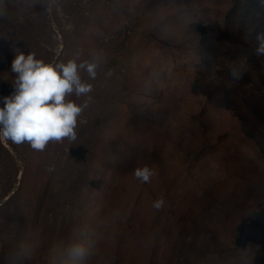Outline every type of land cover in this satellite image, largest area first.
I'll return each instance as SVG.
<instances>
[{
  "label": "rangeland",
  "instance_id": "obj_1",
  "mask_svg": "<svg viewBox=\"0 0 264 264\" xmlns=\"http://www.w3.org/2000/svg\"><path fill=\"white\" fill-rule=\"evenodd\" d=\"M45 1L0 0V97L14 90L19 53L42 60L65 47L66 63H95L96 76L81 69L91 92L66 96L83 107L75 139L43 150L0 139V202L4 184L20 188L0 216V264H72L73 244L88 250L81 264H264V55L247 47L248 29L264 33V11L226 40L176 49L151 31L190 18L183 5L68 0L56 24L51 4L42 20ZM217 1L206 8L223 19L233 0ZM159 70L169 74L160 97L148 93ZM145 166L154 175L142 182L134 173Z\"/></svg>",
  "mask_w": 264,
  "mask_h": 264
},
{
  "label": "clouds",
  "instance_id": "obj_2",
  "mask_svg": "<svg viewBox=\"0 0 264 264\" xmlns=\"http://www.w3.org/2000/svg\"><path fill=\"white\" fill-rule=\"evenodd\" d=\"M257 41L256 53L264 55V33L257 35ZM85 67L94 79L95 63L77 64L75 60H69L53 65L36 59L34 54L16 55L11 65L16 75L14 90L11 95L0 97L3 102L0 107V139L16 144L27 141L37 150H43L50 140L75 139L77 117L83 107L71 100L66 101V96L74 92L79 97L91 92L92 86L82 82L79 74ZM134 175L147 182L154 171L145 166L138 168ZM162 204V200L156 201L154 207L159 209ZM67 253L72 264H81L88 250L83 244H73Z\"/></svg>",
  "mask_w": 264,
  "mask_h": 264
},
{
  "label": "trees",
  "instance_id": "obj_3",
  "mask_svg": "<svg viewBox=\"0 0 264 264\" xmlns=\"http://www.w3.org/2000/svg\"><path fill=\"white\" fill-rule=\"evenodd\" d=\"M52 1V2H51ZM68 0H46L43 4V16H45L42 20L43 21H50V18L48 17V12L46 10V6L48 4H51L53 7L52 9V17L53 21L56 24L60 23V16L59 12L65 11L67 9V6H65L64 2ZM170 2H174L176 5H183L186 10L187 8H190L191 10H188L189 13H191L190 18H186L179 22H171V23H158L156 24V27L154 30L151 31V35L155 38V40L165 46L168 47H174L176 49H186L192 47L193 49H197L200 47H203V41H207L211 45H214V41L216 38H219L221 40H226L227 38V31L231 28H235L234 26H237L240 24L239 28L245 27L247 29V23L251 21V19L258 20L259 17L263 14L264 11V0H233L232 2H229L226 5V14L223 15L224 18H222V12L220 9H209L206 8V0H169ZM210 2H214V4H221L217 0H209ZM192 5H194V8H192ZM212 5V4H211ZM240 6V10L236 9V6ZM45 6V7H44ZM211 7V6H210ZM197 10V14L194 12ZM253 12V13H252ZM29 22V21H28ZM27 22V23H28ZM26 23V24H27ZM253 28L254 24H253ZM168 31V33L166 32ZM164 33H167V35H164ZM22 35V32H21ZM161 37H160V36ZM257 35L258 33L255 32V30L251 29V31L247 30V43H248V51L249 55L253 58L260 57V55H257L256 53V47L258 45L257 41ZM22 42V41H21ZM65 47L62 48L61 53L58 57H56L55 54H52L50 56L55 58L56 60L52 62L53 65L59 64V63H66V60L64 61L63 58H61L62 52L64 51ZM49 54V53H48ZM12 57V54L10 55ZM49 57H47V54L43 56L42 61H45V63L49 62ZM51 58V59H53ZM168 73L166 71H156L154 73L152 80L150 81V88L148 93L154 96L160 97L162 92L164 91V85L168 84ZM255 83V80H252ZM253 83V82H250ZM264 83V79H258V84L261 85ZM196 85H199L196 83ZM249 100V99H248ZM247 100V101H248ZM165 109V108H164ZM167 111V109H165ZM149 123L153 124H169L172 126L173 121L166 119V118H158V119H152L148 120ZM213 133H217L219 135V139H227L228 133H224L221 126L218 128L217 124H213L212 128ZM230 134L233 137H239L233 134H242V128H229ZM240 131V133H238ZM174 134L170 133L171 136L175 135V138L179 139L177 142H179V145L181 144V137L177 134V132L173 131ZM177 134V135H176ZM217 134H215L217 136ZM223 134V135H222ZM168 135V134H167ZM183 140V138H182ZM184 141V140H183ZM182 141V142H183ZM247 144L252 148H257L258 145L252 141L247 140ZM241 142L243 145H245V141L241 139ZM253 150V149H252ZM254 151V150H253ZM261 153V152H260ZM155 158L158 162V157L155 154ZM24 173L22 174V176ZM168 184H170L169 179L165 180ZM22 184V181L20 183V186ZM6 185V189L4 192V198L7 197L6 200H1L0 202V216L2 217L3 214L9 213V208L12 206L15 202V199L19 196V189H14V187H10V185L4 184V187ZM19 211V210H18ZM20 213V212H19ZM22 214V213H20Z\"/></svg>",
  "mask_w": 264,
  "mask_h": 264
}]
</instances>
